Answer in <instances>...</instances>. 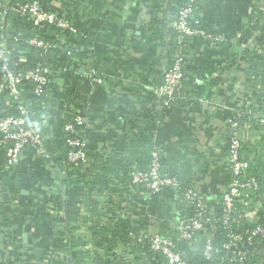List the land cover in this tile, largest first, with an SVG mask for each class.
I'll return each instance as SVG.
<instances>
[{"label": "crops", "instance_id": "obj_1", "mask_svg": "<svg viewBox=\"0 0 264 264\" xmlns=\"http://www.w3.org/2000/svg\"><path fill=\"white\" fill-rule=\"evenodd\" d=\"M49 1L54 2L53 7L61 5L64 14L79 31L87 32L88 38L76 45V72L54 74V88L45 99L47 116L61 122L73 113L80 114V135L87 150L111 157L120 156L127 148L128 121L137 118L147 124L150 116L154 144L164 147L181 142V152L188 160L199 159L193 163L199 176L193 187L208 195L212 203L230 178L222 150L226 119L249 92L246 78L251 52H264V45L254 39L264 29V7L260 10L257 0L200 3V26L223 40L205 39L207 42L191 45L184 65L189 70L179 98L166 107L154 92L162 82L165 59L150 65L151 58L162 57L163 49L143 34L152 7L163 0H97L101 4L96 0ZM254 23V37L240 41L243 30ZM124 58H134V64L122 67L119 61ZM98 77L103 78L101 83L95 82ZM73 88L79 93L76 100L68 95ZM12 105L11 97L0 93V113L11 110ZM249 126L244 123L241 129L247 141L243 155L264 176V143L259 142L264 131L259 133ZM3 162L0 154V168ZM61 174L58 163L45 162L32 147L20 152L13 168L7 172L0 169L1 200L2 187L9 196L3 200V208L12 216L10 226H0V264H20L15 253L31 258L47 252L53 232L62 227L55 220L57 207L53 202L61 188ZM9 233L16 235L14 243L5 239ZM78 234L87 238L89 228L81 226Z\"/></svg>", "mask_w": 264, "mask_h": 264}, {"label": "trees", "instance_id": "obj_2", "mask_svg": "<svg viewBox=\"0 0 264 264\" xmlns=\"http://www.w3.org/2000/svg\"><path fill=\"white\" fill-rule=\"evenodd\" d=\"M25 1L28 0H10L7 23L1 31L8 49L10 63L15 62L16 64L14 63L12 67L20 70L41 66L52 79V74L63 68L65 62L78 56L76 45L80 41H87L88 34L79 30L77 33L71 34L69 31L59 28L41 30L32 23L27 15H20L15 11L14 3ZM38 1L42 4L46 0ZM202 1L191 2L192 11L188 17V25L191 27H197L195 20L199 17V7ZM163 2L152 7L151 17L145 25L143 34L158 42V45L163 49L162 57L149 58L150 65L154 66L165 59V71L168 66L172 65L176 52L186 61L189 58L191 45L207 42L206 40L209 39L205 40L201 36H179L170 23L177 17L179 9L187 3L185 0H163ZM96 3L99 2L96 0ZM258 7L261 10L264 4ZM165 22L169 23L166 28L164 27ZM254 24L243 30L240 41L244 42L249 37H254L252 30L256 23ZM204 30L211 34L210 31ZM35 36L50 46L44 49L29 46L25 42ZM254 39L258 44L264 45V29ZM53 45L56 46L52 47ZM66 52L69 54L67 55ZM250 57L252 64L249 66V74L246 78L249 92L245 95V104L240 108L241 113L238 117V137L241 142L239 151L242 156H244L243 152L247 144L241 135L243 124H249L250 128L259 130V133L264 131V52L262 50L260 52L252 51ZM119 63L122 67L132 66L134 58H124ZM184 65L181 89L170 101L169 106L179 98L181 93L184 77L189 70ZM49 86L54 88V82L51 81ZM20 88L22 100L30 103L31 119L38 123L43 119L47 120V125L42 127L41 131L45 137V146L62 171L61 188L56 193L53 202L57 209L63 212V220L66 223V226L53 232L49 248L46 249L47 252L37 253L31 258H22V253H15L16 257L19 256V258H15L20 264H109L110 259L113 260V264H151L147 243L142 244L137 240L139 232L149 227L170 237L176 243V247H181L184 250L183 256L189 264H246L247 262L264 264V254L261 253L264 241L255 244L256 250L255 246L250 247V254L242 263H228L222 262L219 258L220 253L214 252V250L213 256L209 259L202 255L201 245L206 235L197 236V247H192L190 242L178 239L175 229L176 220L179 217H190L195 213L194 206L182 200L183 193L193 187L199 177L193 169V163L199 159L188 160L186 153L181 152V148H184L183 143L177 141L167 143L164 147L162 146L163 151L159 156L160 172L164 176H173L178 181L179 198L177 200L173 199L170 188L164 189L159 194H150L143 184L132 182V173L135 170L145 171L150 167L151 151L154 148L152 127L149 126L150 116L147 124H141L137 118H131L128 121V145L120 156L91 154L87 150V163L76 167V169L70 168L66 163L68 147L65 143V138L69 134L62 127V123L66 119L58 122V120L55 121L47 116L40 102L43 97L34 94L32 81H23ZM68 95L72 97V100H76L79 93L76 88H73L68 91ZM160 99L163 100V98ZM235 110L232 111V114ZM11 112H15L14 104L11 107ZM224 136L222 150L226 154L230 138L228 126L225 128ZM261 136L262 139L259 142L264 143V134ZM2 151L3 149L0 147L1 161L3 162ZM249 164L248 175L255 177L259 184L256 193L264 192V176L253 169L250 160ZM4 203L3 200H0V226L8 227L12 223V216L5 212ZM243 208V204L237 203V218L231 222L228 230L237 231L236 226L240 230L252 228L255 224L264 226V210L259 209L256 212V219L253 222H247L239 214ZM127 211L135 214L133 217L125 215ZM212 213L215 218L220 217V205H216ZM214 222L215 228L206 231L205 234L211 237L215 248L218 241L224 239L223 232L226 229L220 221ZM81 226L89 228L90 234L87 238L78 234ZM5 239L14 243L16 235L6 234ZM61 254L64 256L60 257ZM127 255L131 258H128Z\"/></svg>", "mask_w": 264, "mask_h": 264}, {"label": "built area", "instance_id": "obj_3", "mask_svg": "<svg viewBox=\"0 0 264 264\" xmlns=\"http://www.w3.org/2000/svg\"><path fill=\"white\" fill-rule=\"evenodd\" d=\"M187 4L180 8L177 17L170 23V26L178 33L179 36H201L205 39L222 41L223 38L219 34H208L200 26L199 19L195 20L197 27L188 25V17L192 11L191 2L194 0H185ZM260 5L264 4V0H257ZM10 0H0V93H7L15 107V112L11 110L0 113V147L3 149L4 163L0 168L1 171L10 170L19 160L20 152L25 147H32L41 159L45 162L53 161L52 155L48 152L45 146V137L42 127L47 125V120H42L40 123L31 119L29 112V102H24L20 96V84L23 81H32L34 83V94L42 96L41 105L46 109V94L53 87L49 84L54 82L55 73L76 72V65L72 57L69 62H65L63 68L55 71L52 74V79L46 74L45 69L41 66H36L27 70L15 69L10 63L8 49L3 39L1 31L4 29L7 12L9 10ZM54 2L45 1L40 3L38 0H28L25 2L14 3V9L20 15H27L35 26L41 30L47 28H59L67 30L71 34L78 31L76 25L71 22L64 12L58 7H53ZM29 46L48 48L41 38L31 37L25 41ZM53 45L52 47H55ZM75 46V44H73ZM257 51V50H254ZM68 55L69 53L66 52ZM64 63V62H63ZM184 59L176 52L172 65L164 71L162 82L155 87L154 92L158 97L163 98V104L169 107L176 94L181 89L182 67ZM16 64V63H15ZM88 82H92V78L86 76ZM102 77L95 79L96 83H101ZM243 97L238 108H235L234 114H230L226 119V126L230 130V138L228 150L225 154V159L230 170V178L226 182L221 191L216 194L215 199L211 203L208 195H204L195 187L188 188L183 193V199L191 206H194L195 213L190 217H179L175 223L177 237L184 242H190L192 247H197V236L206 235L201 245L202 255L209 259L214 252H219L222 262H243L250 254L251 248L259 241H264V226L255 224L252 228L240 230L236 226L237 231H230L229 226L234 222L237 215V203L244 205V208L239 211L247 222H253L256 219V212L259 209L264 210V192L256 193L259 184L255 177L248 175L250 166L249 160L240 154L241 142L239 140L238 117L240 116V108L245 104ZM247 103V102H246ZM83 126V117L78 113H73L62 123L63 130L69 135L65 138V143L68 147L66 153V163L70 168H75L87 163V145L80 131ZM160 144H154L151 151L150 167L143 170H135L132 173V182L141 183L150 194H159L164 189L170 188L174 200L179 198L177 191L178 181L173 176H164L160 172L159 156L162 152ZM60 189V188H59ZM149 198V196H148ZM1 200V196H0ZM216 205H220L221 215L218 218L212 213ZM135 213L126 212L125 215L133 217ZM64 215L61 210H56L55 220L58 225L66 226L63 220ZM220 221L224 229L222 240L218 241L214 248L211 237L205 234L208 230L215 228V222ZM71 223V222H70ZM258 238V240H255ZM137 240L144 244L147 243L148 252L151 264H189L183 256L184 250L181 247H176V243L168 236H164L151 227L141 230L137 235ZM256 250V246H255ZM120 251V249H119ZM51 254V252H49ZM260 253V252H259ZM261 253L264 254V246L261 248ZM260 253V254H261ZM59 255V254H58ZM64 256L61 254L60 257ZM128 256V255H127ZM131 258V256H128ZM246 264H261L260 262H247Z\"/></svg>", "mask_w": 264, "mask_h": 264}, {"label": "water", "instance_id": "obj_4", "mask_svg": "<svg viewBox=\"0 0 264 264\" xmlns=\"http://www.w3.org/2000/svg\"><path fill=\"white\" fill-rule=\"evenodd\" d=\"M1 190H2V199L3 200H8L9 199V196H8L7 191H6V188L5 187H2ZM2 238H3V234L0 233V240H2Z\"/></svg>", "mask_w": 264, "mask_h": 264}]
</instances>
